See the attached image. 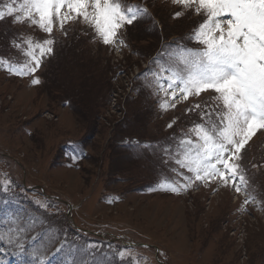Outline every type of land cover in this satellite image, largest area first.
<instances>
[{
    "label": "rangeland",
    "instance_id": "1",
    "mask_svg": "<svg viewBox=\"0 0 264 264\" xmlns=\"http://www.w3.org/2000/svg\"><path fill=\"white\" fill-rule=\"evenodd\" d=\"M5 2L10 0H0V6ZM144 4L151 20L124 33L127 46L119 51L96 39L89 26L70 22L65 25L67 35L54 30L53 54L35 73L40 84L32 85V77L0 67V181H15L20 187L13 186L12 191L35 209L32 215L28 210L18 217L35 218L36 231L46 227L44 233L51 229L67 243L97 246L105 264H119L113 250L129 246L147 258L145 264H264V137L249 151L242 150L249 191L257 197L243 208L245 195L222 184L194 181L179 194L159 190L165 175L184 183L162 165L161 146L174 135L187 133L200 120L199 110L186 112L184 106H176L163 111L159 101L166 97L152 95L151 88L143 97L130 94L137 66L142 68L147 61L132 50L148 51L155 37L184 44L187 39L182 37L198 26L201 17L194 19L192 9L183 10L171 0ZM181 10L185 15L173 19ZM26 36L48 38L35 26L11 19L0 23V57L22 63L25 57L12 47V39ZM188 43L195 46L190 48L200 47ZM113 89L126 91L125 100L112 95ZM209 98L203 104L211 105ZM130 105L141 115L130 112ZM123 140L151 144L155 152L137 155ZM74 146L82 149V159L69 158ZM171 168L191 175L174 162ZM3 200L0 193V221L5 208L14 215L17 205L15 197L7 205ZM37 201L53 207L45 212ZM15 253H0V262L15 264Z\"/></svg>",
    "mask_w": 264,
    "mask_h": 264
},
{
    "label": "snow or ice",
    "instance_id": "2",
    "mask_svg": "<svg viewBox=\"0 0 264 264\" xmlns=\"http://www.w3.org/2000/svg\"><path fill=\"white\" fill-rule=\"evenodd\" d=\"M171 4L182 6L183 10L192 9L201 17V22L187 36V40L200 47L190 48L176 42L167 45V51L158 53L150 62L159 71L151 73L153 79L146 87L151 88L152 95L162 93L166 97L159 101L163 111L174 109L190 96L198 97L210 90L214 95L211 105L193 104L185 109L199 110L200 120L193 122L187 133L174 135L161 146L162 165L181 176L184 183L165 175L159 181V190L179 194L194 181L222 184L245 195L243 208L257 197L249 191L251 181L242 164V150L258 130H264V0H171ZM183 10L173 13L172 18L184 16ZM8 19L48 34L42 41L32 36L13 37L12 47L25 57L22 63L0 57V67L14 75L32 77L31 84L38 85L41 81L35 73L53 54L57 43L54 30L67 35L65 25L83 23L95 32L96 39L119 51L127 46L123 34L128 26L151 20V15L146 7L127 4L125 0H10L0 6V23ZM174 123L168 127L172 128ZM122 143L137 155L155 152L148 143L141 145L133 140ZM83 157L82 149L74 146L69 158L76 161ZM173 162L191 175L171 168ZM13 186L20 187L9 178L0 181L5 205L16 195ZM36 203L45 212L53 207L51 202ZM4 213L0 242L5 247L0 248V253L18 251L27 257L21 264H105L106 258L97 246L67 243L51 229L47 233L37 232L39 221L35 218L11 215L6 208ZM112 255L118 257L119 264H145L147 260L130 246L113 250Z\"/></svg>",
    "mask_w": 264,
    "mask_h": 264
},
{
    "label": "trees",
    "instance_id": "3",
    "mask_svg": "<svg viewBox=\"0 0 264 264\" xmlns=\"http://www.w3.org/2000/svg\"><path fill=\"white\" fill-rule=\"evenodd\" d=\"M124 97V100H125V98H126V96L124 95V96H122L121 98H123ZM134 103L135 104V101H131V100H129V103L131 104V103ZM129 111L130 112H132V113H136V114H138V115H141L140 113H138V111L135 109V107L134 106H129ZM45 228L46 227H43V228H41V229H38L37 228V232H41V233H44V230H45ZM53 251H54V249H53ZM27 259V257H23V256H21V258L19 259V263L21 264V260H26Z\"/></svg>",
    "mask_w": 264,
    "mask_h": 264
}]
</instances>
